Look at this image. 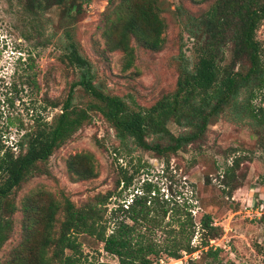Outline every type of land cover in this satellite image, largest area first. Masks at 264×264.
Segmentation results:
<instances>
[{
	"label": "trees",
	"instance_id": "1",
	"mask_svg": "<svg viewBox=\"0 0 264 264\" xmlns=\"http://www.w3.org/2000/svg\"><path fill=\"white\" fill-rule=\"evenodd\" d=\"M91 1L25 0L24 11L29 16L39 17L44 10L57 6L69 18L66 24L60 23V60L75 72L76 81L60 105L51 103L52 108L60 107V112L50 123L37 118L34 129L18 137L14 143L16 156L0 146V250L12 231L13 216L23 214L22 240L3 264H76L80 255L77 236L81 234L100 241L103 251L117 259V263L97 264H152L151 256L179 260L183 252L196 251L191 246L196 230L191 207L159 199L148 189L137 192L130 202L118 204L105 220L111 192L97 194L75 207L67 198L62 203L36 191L23 198L20 208L16 205L17 190L32 177L49 175L46 164L50 156L91 121V112L100 114L116 137L131 138L137 148L160 158L194 145L211 122L228 111L234 120H248L264 127V44L256 37L264 24V0H190L205 5L200 14L189 13L182 19L192 60L181 50L174 90L162 94L151 107L137 109L122 97L106 94L95 83L94 65L82 54L75 38L73 25L85 14L83 5ZM74 3L77 5L72 11ZM163 6L162 0H108L99 26L104 44L99 53H122L126 69L134 62L136 48L160 52L165 44ZM227 48L228 62L224 53ZM76 87L94 103L84 108L75 106ZM256 100L260 102L254 104ZM173 121L182 129L178 135L168 129V123ZM79 163L81 167L74 169ZM238 166L239 160H232L223 172V182ZM68 173L73 180L94 178L91 156L71 158ZM129 184L125 183V189ZM119 185L117 181L115 188ZM43 199H47L45 203ZM261 205L264 207V200ZM59 212L63 220L56 230ZM168 214L173 221L162 226ZM109 223L113 226L107 233ZM199 224L202 231H214V238L221 233L220 228L212 227L209 215H203ZM142 229L149 233L161 229L166 237L155 241Z\"/></svg>",
	"mask_w": 264,
	"mask_h": 264
},
{
	"label": "rangeland",
	"instance_id": "2",
	"mask_svg": "<svg viewBox=\"0 0 264 264\" xmlns=\"http://www.w3.org/2000/svg\"><path fill=\"white\" fill-rule=\"evenodd\" d=\"M162 1L166 26L164 48L157 53L136 48L130 68H124L122 53L98 51L104 46L99 26L108 0H92L83 5L85 14L73 25L82 54L94 65L95 83L106 94L124 98L134 109L151 107L162 94L174 90L181 50L192 60L191 45L182 31L185 26L182 19L189 13L200 14L205 5H196L190 0ZM24 4L25 0H0V146L15 156L18 150L14 143L18 137L34 129L37 118L50 123L60 112V107L52 108L51 103L60 105L76 81L75 72L60 60V23L69 22V18L57 6L44 10L39 17L29 16L25 14ZM74 5L72 11L77 4ZM256 37L264 44V24ZM224 53L228 62V48ZM73 102L80 108L94 103L79 87L75 88ZM259 102L256 100L254 104ZM178 125L169 122L168 129L178 135L182 131ZM84 154L91 156L96 176L73 180L68 173V162ZM235 159L239 160V166L223 182L224 170ZM80 167L79 163L74 169ZM46 168L49 175L32 177L17 190L15 203L19 208L23 198L36 191H43L62 203L67 198L75 207L84 205L97 194L111 192L105 220L118 204L130 202L137 192L148 189L151 195L167 199L171 204H188L196 225L191 240V246L196 247L194 253L183 252L179 260L165 255L151 256L152 264H264V207L261 205L264 127L248 120H234L229 111L212 121L194 145L165 158L140 150L131 138L119 139L100 114L91 112V121L50 156ZM117 181L120 185L115 188ZM125 183H130L127 189ZM236 184L240 185L237 189ZM61 212L56 230L63 220ZM203 215L210 216L212 227L220 228L217 238L213 236L214 231L199 228ZM22 221L23 214L17 212L8 241L0 250V264L20 244ZM171 221L168 214L162 226ZM107 226L110 233L113 224ZM141 232H147L155 241L166 237L161 229ZM77 243L80 255L76 264L117 263L94 237L81 234L77 236Z\"/></svg>",
	"mask_w": 264,
	"mask_h": 264
}]
</instances>
